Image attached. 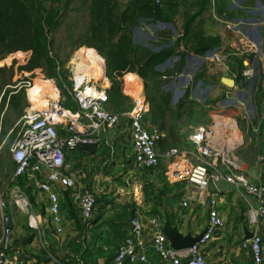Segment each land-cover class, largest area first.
Masks as SVG:
<instances>
[{
	"label": "rangeland",
	"instance_id": "rangeland-1",
	"mask_svg": "<svg viewBox=\"0 0 264 264\" xmlns=\"http://www.w3.org/2000/svg\"><path fill=\"white\" fill-rule=\"evenodd\" d=\"M41 1L46 14L54 15L58 23L57 28L49 34L48 56L54 61L53 67L35 47L33 25L27 24V16L18 19L7 15L5 18L2 16L3 10L0 11V194L12 184L14 163L11 149L21 127L20 118L25 108L38 103L36 98L31 99L30 94L43 87L44 98L54 86L67 105H73L68 87L75 76V64H78L74 62V56L83 47L94 50L98 61V58L101 61L104 59L107 80L103 81L99 73L92 80L108 85L109 110L126 111L133 106L135 98L145 96L148 99L150 108L146 113V123L164 132L158 143L161 150L169 146H182L199 124H212L217 119L232 121L238 127L228 130L227 135L238 141L234 154L251 171L260 167L258 164L264 152V0H174L177 6L169 9L168 3L155 5L153 0ZM241 12L252 18L249 25L261 27L260 30L254 29L251 37L241 28L234 27V17ZM142 31L149 34L143 35ZM28 45L32 47L27 48ZM175 51L178 54L176 59ZM190 52L205 54L207 60L200 62L196 58L189 61L191 66L184 73ZM213 52L219 54L220 61L210 57ZM150 54H153V65L142 67L144 59ZM169 59L174 62L171 67L167 64ZM210 59L217 61L221 68L211 66ZM244 60L246 65L243 64ZM92 63L86 60L81 64L92 66ZM77 66L81 67L79 64ZM247 67H253L254 71L244 75ZM138 70L143 76L135 73ZM52 71L57 75L51 76L49 73ZM109 74L113 75L114 85ZM184 78H187L186 82L181 85ZM223 78L233 80L234 84H227ZM59 82L62 84L60 88ZM128 129L127 120L122 119L118 125L104 130L98 153L84 159L89 163L92 159L96 161L99 168L92 173L102 170L103 179L107 178L93 184L88 179L85 182L97 195L95 220L108 213L112 216L105 221L113 223L114 219H118L113 215L118 214L120 209L130 211L134 203L140 202V208L143 207L147 215L150 214L148 209L156 206L160 209L158 215L161 222L169 219L175 223L172 221L174 208L185 213L189 211L178 204L175 196L181 189L191 199L190 207L195 216L191 222H186L189 229L201 216H205L206 208L199 201L200 197H205L207 192L216 195L222 189L221 185L224 187L223 193L234 194L236 200L243 203L241 192L236 189L227 192L226 187L228 189L229 186L224 181H212L203 192L189 189L184 180L172 184L164 163L152 171H144L141 177L142 191L137 192L136 202H133V196H130L135 181H126L133 172ZM66 162L76 174L79 173L77 162L70 157ZM20 190L29 199L27 211L15 210V216L19 215V219L26 223L20 224L17 240L23 243L27 217L35 212L45 215L48 200L45 194L36 190ZM78 192V187L61 192L66 218L72 220L74 225H80V219H77ZM22 193L17 191L16 194ZM236 208L243 219L244 207L237 203ZM35 234H29L26 242L33 241ZM57 235L61 236L54 235V243L57 237L65 241L71 239V243L75 238L69 232ZM101 237L104 241L100 245L107 246L106 261L112 255L111 245L116 244L107 235ZM36 240L38 245V238Z\"/></svg>",
	"mask_w": 264,
	"mask_h": 264
},
{
	"label": "built area",
	"instance_id": "built-area-1",
	"mask_svg": "<svg viewBox=\"0 0 264 264\" xmlns=\"http://www.w3.org/2000/svg\"><path fill=\"white\" fill-rule=\"evenodd\" d=\"M153 1L157 5H163L171 0ZM210 57L221 60L216 52L210 53ZM102 65L104 81L107 80L104 59ZM75 66L77 67L76 64ZM253 71V67H247L243 73L248 75ZM75 72L70 94L77 103V110L64 105L63 97L57 89V94L42 98L44 102L39 106L25 108L20 118L21 127L11 149L14 162L12 184L7 191L0 194V264H48L38 259L25 261L11 252L15 234V210L27 211L29 207V199L27 194L21 192L18 179L23 178L26 187L28 185L31 190L45 194L49 202V222L55 233H62L61 202L53 185L57 184L61 189L69 190L77 184L73 175L68 172L70 166L66 162V153L79 147L98 145L100 133L118 125L122 119L127 120L129 127L133 151L132 174L141 169L154 170L164 159L170 182L184 180L190 188L199 192L206 190L212 181L227 182L241 192L249 223L257 226L259 219L264 218V178L252 181L242 172L240 162L234 154L238 141L227 135L228 130L232 131L238 127L235 122L233 124L232 121L217 119L212 124H199L188 136L191 143L189 148L170 146L160 152L157 146L164 132L146 123L149 103L145 96L135 98L129 110H109L105 106L108 101V85L104 82L98 84L92 77L88 78L82 73L78 76ZM30 95L31 99L35 100L33 93ZM258 165L264 167V152ZM17 191L22 194L17 195ZM206 199L208 215L204 232L185 250H176L169 245L161 230V220L158 216L151 215L150 248L159 259L170 264H182L183 257H186L188 264H209L202 246L224 226V219L217 209L216 198L209 195ZM96 201L97 195L90 187H82L78 192V212L83 221L93 217ZM182 205L185 207L187 201H183ZM28 224L34 230L39 229L34 214L28 216ZM129 225V231L118 245L112 262L147 264L144 240L146 228L137 212L130 218ZM240 245L250 254L252 264L264 262V236L257 228L249 238H243ZM47 256L52 264H85L78 260L77 263L68 261L54 253H47Z\"/></svg>",
	"mask_w": 264,
	"mask_h": 264
},
{
	"label": "crops",
	"instance_id": "crops-1",
	"mask_svg": "<svg viewBox=\"0 0 264 264\" xmlns=\"http://www.w3.org/2000/svg\"><path fill=\"white\" fill-rule=\"evenodd\" d=\"M167 3H168L167 5L168 9L171 8V6L174 7L177 6V3L174 2V0L168 1ZM234 20H235L234 27L236 29L241 28V30L244 33L246 32L250 37L253 34L254 29L257 28L258 30H260L261 28L260 25L259 26L253 24L249 25L248 22L253 21L252 18H250L248 15L242 12L241 14L237 15V17H234ZM239 23H241L242 25H240ZM141 33L143 35L149 34L146 33L145 31H142ZM257 39L259 38L257 37ZM146 41L147 40H145V42ZM145 42L142 43L145 44ZM174 55H175L174 56L175 59L178 58V54L176 51ZM196 58H199L201 62L206 59V56L205 54L202 55L194 52H190L189 54H187L186 59L188 62L185 65L184 73H187V71L191 66L189 64V61H194L196 60ZM167 64L169 67H171L174 65V62L169 59ZM199 64L196 66V68L199 66ZM209 64L211 66H219L217 61L216 62L211 61V59ZM243 64L244 65L247 64L246 60L243 61ZM219 67L221 68V66ZM187 78H184L185 80L183 79V81L180 82L181 85L186 82ZM173 84L175 85V82ZM104 133H105L104 131L100 133V142L98 145L91 146L88 148L79 147L75 150L66 153V159L67 157H70L71 160H74V162L78 163L77 165V168L79 170L78 174H76L77 172L74 171L73 168H71L72 166H70L68 172L72 174L73 177L75 178L77 182L76 187L79 188V191L81 190L82 187L85 186L88 187L85 183L87 179L90 180L92 184L99 182V180L103 182V180L106 181L107 179L106 177L103 179L102 170L100 173L97 172L92 173L93 170H97V168H99L97 166L96 161H94L93 159L90 163L85 161L88 158L94 157V155L98 153V148L103 142ZM190 146L191 143L188 141L187 138V140L184 142L182 146H177V147L189 148ZM157 148L158 151L160 152L166 149L165 148L161 150L158 146ZM130 157H131L130 163H132L133 151H132L131 142H130ZM82 160H84V163H82ZM239 162L242 172L246 174L247 177L252 181H256L258 179L264 178L263 166L258 167L257 170L255 171H251L246 163H244L241 160H239ZM98 163L100 164V162ZM162 163L165 164L164 159L161 161V164ZM95 165L97 167H93ZM144 171H152V170L141 169L134 174L130 173L128 179L126 180L128 182L131 179L135 181V184H132L134 186L132 188L133 191L130 196V197L133 196L132 197L133 202H136L135 196L138 193H141L142 191L141 188L143 186V183L141 177ZM136 177L138 180L136 179ZM172 184H176V183H172ZM227 184L229 187L228 189L226 187V191L227 192L230 190L234 191L235 188L231 184L229 183ZM187 187L189 189H192L188 185ZM221 187L222 189H219L218 193L216 191L217 193L216 195L211 194L210 196H214L216 198L217 201L216 206L220 215L224 219V226L218 229L215 232L214 236L205 245L202 246L203 254L205 258L208 260L209 264H252L250 254L248 253L247 250L241 247L240 242L243 238H245V232L252 234L255 228H257L264 236V218L259 219V224L257 226H254L251 223H249L247 221L246 207L244 201L243 203H240V200H236L234 194L230 195V193H223L224 187L222 185ZM53 189L58 192L59 199L61 202V212L63 215V224H62L63 232L64 234L69 232L75 235L73 243H71L70 241L71 239L65 241L64 239L58 238L61 235H57L59 233H55V231L53 230V226L49 222L50 214L48 212V207H47L46 214L43 216L41 213L38 212L32 213L34 214L35 219L39 225V229L35 230L37 233L39 232V234H37L34 230L30 228L27 217V225L24 226L25 229L23 231V236H24L23 243L17 240L19 239L18 234H19L20 224L22 223L24 225L26 223H24V221L19 219V215L15 216L14 214L15 234L11 245L12 254L17 255L20 259H23L25 261L38 259V260H44L48 262V264H52V263L50 262L47 253H54L60 257H63L68 261H74L75 263H77L78 260V261H82L85 264H113L112 260L115 255V251L118 245L121 243L122 239L129 231L130 228L129 220L133 215H136L137 212L140 215L143 225L146 228L144 231V240L146 243L147 264H170L168 262L159 259L150 248V240H151L152 232L149 229V218L151 217V215H156L159 217L158 212L160 209H158L156 206H151L150 209H148L150 210V214L147 215L146 211L143 210V207H141L142 209L140 208L139 206L140 202L134 203L135 206H133L130 211L127 210L123 211L122 209H120L118 211V214L113 215L116 216V218H118V219H114L113 223L112 222L107 223L105 221L107 220V218H110L112 216L107 213L104 216L99 217L97 220H95V218L92 217L90 220H88L86 224H82L86 221H83L80 218L78 212L77 217L80 219V225H74L72 223V220H68L66 218V214L62 206L63 201H61L63 194L61 192H66L68 190L61 189L57 184L53 185ZM207 195H209V192H207L206 196ZM175 196H177V200L179 202L178 204L180 206L183 201H187V205L185 207L182 206L181 207L185 209L187 208L189 211L185 213L183 211H178L177 209L174 208L172 210V212L174 213L172 216V221L175 223H172V225L175 227L176 231L181 235H186L188 233H191L192 235H197L205 228V225L207 223L208 204H207L206 196L200 197L199 200L201 204L206 208L205 216L204 217L201 216L200 219L196 221V223H194L193 226L190 227V229L189 226L186 225V222L187 223L191 222L195 217L193 216L191 211L192 207H190L191 199H189L188 195L184 192L183 189H181L178 193H176ZM237 203L244 207L245 215L243 219L240 218L239 209L236 208ZM33 232L36 233L34 240L38 238L39 241L38 245H36L37 243H35L34 240L31 241L30 243L26 242L27 236H29V234H32ZM45 232H48L49 234L45 235ZM54 235L58 236L56 238L57 241H55V243L53 242ZM100 235L104 237L107 235L108 239L112 240V242L116 244V245H111V247H113L112 255L106 261L104 260L106 259L105 250L107 246L100 245V243L104 241L102 237L99 238ZM81 239L83 240L82 242ZM86 243H90L92 245H85Z\"/></svg>",
	"mask_w": 264,
	"mask_h": 264
},
{
	"label": "trees",
	"instance_id": "trees-1",
	"mask_svg": "<svg viewBox=\"0 0 264 264\" xmlns=\"http://www.w3.org/2000/svg\"><path fill=\"white\" fill-rule=\"evenodd\" d=\"M9 4H12V5L9 6ZM2 10H3L2 16L5 18L7 17V15L18 18V19L24 18V15L27 16V24L32 23L33 25L32 30H33V40H34L35 47H37L40 50V52L44 55L43 56L44 60L48 63V65L50 67H53L54 61L52 58L48 56V52L50 50L49 49V46H50L49 34L57 28L58 23L56 19H54L55 17L54 15H49V13L46 14L44 7L42 6V1L41 0H0V11ZM50 13L52 14L53 10H51ZM31 47L32 46L30 45L27 46V48H31ZM167 54L168 53H166V55ZM152 56L153 54L152 55L150 54L148 57L144 59V63L142 67L149 66V65L151 67L153 65V63L151 62ZM135 73L139 74L140 76H143V73H141V71L139 70L136 71ZM49 74L51 76H54V75H57V72L52 71V73H49ZM109 77L112 79V84L114 85L113 75L109 74ZM57 84L59 88L62 85L60 82ZM71 86H72V82H70L69 87H68L69 93H70ZM70 98L73 101V105H67L66 101L63 98L64 105L67 108L77 110L78 108L77 103L74 101L71 94H70ZM108 101H109V97H108ZM107 103L105 105L106 108H107ZM149 108H150V104H149ZM88 147H91V146H88ZM13 170H14V167H13ZM17 183L22 190L27 191V188L31 190V187H29L28 185L27 187L25 186V182L23 178L20 177ZM97 204H98V200L96 201V206ZM77 219L79 220L78 217Z\"/></svg>",
	"mask_w": 264,
	"mask_h": 264
},
{
	"label": "bare ground",
	"instance_id": "bare-ground-1",
	"mask_svg": "<svg viewBox=\"0 0 264 264\" xmlns=\"http://www.w3.org/2000/svg\"><path fill=\"white\" fill-rule=\"evenodd\" d=\"M94 52H95L94 50H90V49H87V48H84V47L80 48L77 51V53L74 56L73 60H74V62H76L79 65H81V67L80 66L76 67V72H75L76 75L80 76V74L82 73L86 77L89 78V77H95L96 74L99 73L98 76H101L102 78L104 77L102 61H101L100 58H98L99 61L95 58V53ZM78 59H80V60L78 61ZM86 60L90 61V62H93L91 64L92 66H89V65L82 66L83 62L86 63ZM78 64H76V65H78ZM133 86H134V84H133ZM42 88H39V89L35 90L34 93H33L34 99L36 98L38 100V103L35 106H39V104H42L44 102L43 101L44 99H42L43 98L42 97ZM135 88H136V86H135ZM50 89H51L50 95L51 94H57V92H58L57 88L52 86ZM134 91H136V90H134ZM233 124H234V122H233Z\"/></svg>",
	"mask_w": 264,
	"mask_h": 264
},
{
	"label": "water",
	"instance_id": "water-1",
	"mask_svg": "<svg viewBox=\"0 0 264 264\" xmlns=\"http://www.w3.org/2000/svg\"><path fill=\"white\" fill-rule=\"evenodd\" d=\"M223 80L229 85L234 84V81L231 79L223 78ZM161 230L166 235L169 245L176 250H185L189 248L195 241L199 239V237L204 232V230H202L197 235H192L191 233L181 235L176 231L175 227L172 225V222L169 219H165V221H162ZM250 236L251 233L245 232V238H249ZM182 263L188 264V259L186 257H183Z\"/></svg>",
	"mask_w": 264,
	"mask_h": 264
}]
</instances>
